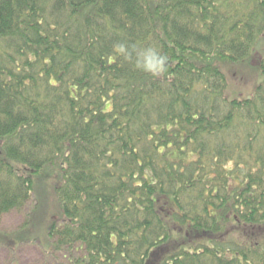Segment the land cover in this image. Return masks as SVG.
I'll return each instance as SVG.
<instances>
[{
	"label": "trees",
	"instance_id": "obj_1",
	"mask_svg": "<svg viewBox=\"0 0 264 264\" xmlns=\"http://www.w3.org/2000/svg\"><path fill=\"white\" fill-rule=\"evenodd\" d=\"M147 47L163 74L135 67ZM243 68L255 85L230 96ZM49 177L39 234L33 205L0 247L264 264V0H0V221Z\"/></svg>",
	"mask_w": 264,
	"mask_h": 264
},
{
	"label": "rangeland",
	"instance_id": "obj_2",
	"mask_svg": "<svg viewBox=\"0 0 264 264\" xmlns=\"http://www.w3.org/2000/svg\"><path fill=\"white\" fill-rule=\"evenodd\" d=\"M228 94L230 96H237L239 94L246 95L251 92L255 83L254 78L249 77L245 69H237L228 71ZM251 76V75H250ZM53 184V178H45L40 181L38 189L32 198V202L28 208L23 212H13L4 216L0 221V236L14 237L20 231L26 214L30 212L33 205L37 207L38 213L35 214L32 220V229L29 233L38 235V225L47 219L53 210L54 195L50 189ZM35 232V233H34ZM20 233V232H19ZM1 238V237H0ZM63 254L55 252L48 255L41 243L37 240L20 245L14 251L7 246L0 247V264H63Z\"/></svg>",
	"mask_w": 264,
	"mask_h": 264
},
{
	"label": "clouds",
	"instance_id": "obj_3",
	"mask_svg": "<svg viewBox=\"0 0 264 264\" xmlns=\"http://www.w3.org/2000/svg\"><path fill=\"white\" fill-rule=\"evenodd\" d=\"M118 52L130 58V54L124 45H119ZM135 51V67L141 69L153 76H158L166 71V64L168 57L161 54V52L155 47H147Z\"/></svg>",
	"mask_w": 264,
	"mask_h": 264
}]
</instances>
